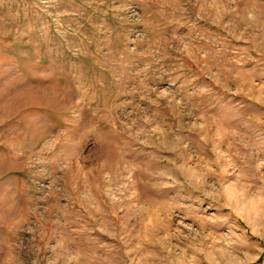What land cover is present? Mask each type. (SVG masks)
<instances>
[{"label":"rangeland","instance_id":"374dc122","mask_svg":"<svg viewBox=\"0 0 264 264\" xmlns=\"http://www.w3.org/2000/svg\"><path fill=\"white\" fill-rule=\"evenodd\" d=\"M0 264H264V0H0Z\"/></svg>","mask_w":264,"mask_h":264}]
</instances>
